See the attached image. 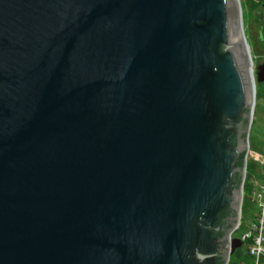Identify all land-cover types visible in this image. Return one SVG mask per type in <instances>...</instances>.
I'll return each instance as SVG.
<instances>
[{
    "label": "water",
    "instance_id": "water-1",
    "mask_svg": "<svg viewBox=\"0 0 264 264\" xmlns=\"http://www.w3.org/2000/svg\"><path fill=\"white\" fill-rule=\"evenodd\" d=\"M258 82L241 0H0V264H228Z\"/></svg>",
    "mask_w": 264,
    "mask_h": 264
},
{
    "label": "rangeland",
    "instance_id": "rangeland-1",
    "mask_svg": "<svg viewBox=\"0 0 264 264\" xmlns=\"http://www.w3.org/2000/svg\"><path fill=\"white\" fill-rule=\"evenodd\" d=\"M241 4L245 34L251 48L256 73L257 66L264 64V0H241ZM250 143L252 150L264 153V82L257 83V105L251 128ZM263 174L264 166L260 162H255L250 156L242 206L243 225L239 231L233 233V238L241 239L256 220L258 205L254 200L256 196L253 191L256 190L258 193ZM241 247L246 249V245Z\"/></svg>",
    "mask_w": 264,
    "mask_h": 264
},
{
    "label": "built area",
    "instance_id": "built-area-1",
    "mask_svg": "<svg viewBox=\"0 0 264 264\" xmlns=\"http://www.w3.org/2000/svg\"><path fill=\"white\" fill-rule=\"evenodd\" d=\"M250 156H252L255 162L258 163L260 162L264 166V153L262 154L259 151L252 150L251 143H250L249 151L247 153V166ZM246 176H247V170H246ZM245 184H246V177L243 186L244 193H245ZM253 194L256 196L254 200L257 202L258 205V214L256 216V220L254 221L252 227L248 231H246V233L241 238L242 246L246 245V252L249 254L251 261L242 260L241 264H264V174L262 177V183L259 186L258 193L256 190H254ZM243 202H244V197H243ZM242 221H243V214L241 210L240 219L230 235L231 241L233 239V233L241 229L243 225Z\"/></svg>",
    "mask_w": 264,
    "mask_h": 264
},
{
    "label": "trees",
    "instance_id": "trees-1",
    "mask_svg": "<svg viewBox=\"0 0 264 264\" xmlns=\"http://www.w3.org/2000/svg\"><path fill=\"white\" fill-rule=\"evenodd\" d=\"M243 164V159L240 161V165ZM248 169H249V162H248ZM240 181V174L237 175V183ZM246 187V185H245ZM242 260L251 261V258L249 254L246 252L245 248L239 247L231 256V261L229 264H241ZM220 264H223V261L220 262Z\"/></svg>",
    "mask_w": 264,
    "mask_h": 264
}]
</instances>
